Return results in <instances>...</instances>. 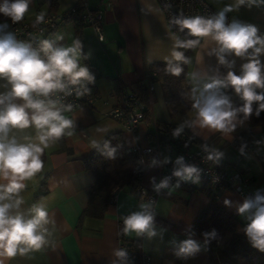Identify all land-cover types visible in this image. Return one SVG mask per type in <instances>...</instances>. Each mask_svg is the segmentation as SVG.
I'll use <instances>...</instances> for the list:
<instances>
[{
    "label": "crops",
    "instance_id": "obj_1",
    "mask_svg": "<svg viewBox=\"0 0 264 264\" xmlns=\"http://www.w3.org/2000/svg\"><path fill=\"white\" fill-rule=\"evenodd\" d=\"M80 1H85L87 9L102 12L103 40L99 41L92 27L82 21V10L58 21L55 28L47 33V38L54 39L57 34H62L64 40L58 43L65 46L76 38L82 41L83 52L90 53V57L81 63L88 68L91 65L98 74L95 83L90 85L97 94V100L92 107L79 106L65 113L75 121L73 135L62 137L45 149L43 170L26 181L27 186L21 192L23 210L34 203H46L54 220L47 226L51 232V243L39 251L17 255L7 260L6 264H119L114 250L120 249L119 233L124 226L123 218L140 211L142 204L150 205L155 235H123L126 239H136L138 248L150 256L152 264H213L216 253L205 243L204 237L192 232L194 220L215 192L218 204L242 218L238 207L247 198L245 195L230 189L217 192L216 186L200 178L197 180V177L189 180L180 178L161 192L154 202L139 199L136 189L125 184L117 190L115 202L107 204L100 215L86 211L94 176L87 168L85 158L97 149L91 147V140H97L100 146L108 135L119 133L126 147L151 146L161 162L166 163L175 160L181 150L172 142L176 137L173 132L159 126V122L181 125L185 121L191 122L194 114L188 111L171 116L165 105L161 83L156 79L149 96L148 113L134 130H127L119 121L108 116L109 111L121 104V95L117 93L119 84L123 83L129 92L135 82L144 81L149 65L164 62V57L170 54V32H174L169 28L157 0H31L23 20L32 21L41 12L45 15L62 13ZM206 1L219 10L235 2ZM227 15L229 22L237 19L254 24L260 34H264V6L250 9L242 6ZM10 20L0 14V23L9 25ZM206 51L205 47L194 49L188 75L205 70L212 75L217 68L221 75H226L228 69L219 66L216 57L208 56ZM228 58L235 60L232 70L239 74L241 64L246 61L234 56ZM261 60L264 62V56ZM0 91L4 89L0 88ZM226 91L233 102L242 103L233 90ZM184 127L200 140L216 135L212 148L222 153L218 166L224 169L235 167L248 179L249 193L255 195L259 190L264 194V171L259 159L264 153V130L261 126L250 127L243 122L227 134L202 129L195 124L191 127L185 124ZM97 128L106 131H97ZM14 134L18 137L34 136L35 131L29 128L15 130ZM235 142L250 149L238 156L230 146ZM187 150L198 152L200 149L192 145ZM160 171L161 164L150 158L142 169L140 186L154 190ZM226 200L230 203L225 204ZM187 239L195 240L200 250L187 257L177 256L179 245Z\"/></svg>",
    "mask_w": 264,
    "mask_h": 264
},
{
    "label": "clouds",
    "instance_id": "obj_2",
    "mask_svg": "<svg viewBox=\"0 0 264 264\" xmlns=\"http://www.w3.org/2000/svg\"><path fill=\"white\" fill-rule=\"evenodd\" d=\"M31 0H2L0 14L11 19L13 24L22 21L29 11ZM171 7V5H168ZM264 6V0H235L226 4L214 14L207 16L174 15L169 20L170 28L175 26L178 33L170 32L172 46L170 54L164 57L166 74L179 77L184 65L192 63L184 50L201 47L208 56H215L219 66L228 69L221 75L219 69L209 75L208 71H193L189 99L194 119L185 121L174 131L178 136L185 124H193L210 131L231 133L238 124L259 117L264 112V34L256 25L237 19L228 21L227 14L240 7ZM45 20V13L36 16L33 27ZM9 25L0 23V264L17 255L24 256L49 245L50 223H54L46 203H34L23 210L21 192L26 181L34 178L44 168L42 159L45 149L62 137L73 135L75 121L65 113L72 112L74 105L66 103L70 96L77 98L91 94L89 85L95 83L94 75L82 60L90 53L83 52V44L76 38L68 46L58 43L64 40L62 34L54 39H40L36 47L30 41L18 40L15 33L6 31ZM237 57L245 60L239 74L232 69ZM231 89L242 103L236 106L226 90ZM259 90V91H258ZM257 107L253 109V105ZM34 129L35 135L18 137L15 130ZM97 131L106 129L97 128ZM91 147L99 148L97 140H91ZM105 148L108 143L105 142ZM205 147V151H207ZM115 148L106 152L115 157ZM222 153L214 152L209 159L219 160ZM183 158L177 163L182 165ZM195 167L182 166L173 175L189 180L197 173ZM198 180V177H197ZM196 182V181H194ZM178 186V185H177ZM168 187V179L155 190ZM225 201V204H229ZM141 210L123 218L122 233L137 236L147 233L154 236L153 215L149 204L140 205ZM238 213L248 221L244 232L252 246L264 252V194L258 190L254 197L246 198L238 207ZM214 237L215 232L206 233ZM207 239L205 243H207ZM200 250L192 239L181 242L177 256H190ZM114 256L121 262L127 260L125 249L114 250ZM115 264V262H113Z\"/></svg>",
    "mask_w": 264,
    "mask_h": 264
},
{
    "label": "trees",
    "instance_id": "obj_3",
    "mask_svg": "<svg viewBox=\"0 0 264 264\" xmlns=\"http://www.w3.org/2000/svg\"><path fill=\"white\" fill-rule=\"evenodd\" d=\"M78 4H75V7ZM80 11L81 8L76 7L75 11L71 12L70 15L78 14ZM178 35L181 38H185L182 33H178ZM184 51L186 56L191 58L194 49ZM164 67L165 62H156L149 65L147 72L154 71L156 75L151 80L157 79L160 81L168 112L171 116L188 111L194 114L191 109V100L189 99L191 88L188 75L189 65H184V72L179 77L166 74ZM89 71L94 77L98 76L91 65L89 66ZM90 88L92 89V87ZM126 88L123 83H120L117 93L121 97L123 94H131L135 99L139 100L143 105L145 118L146 113H148L149 96L152 93L148 91L147 80L135 82L129 92H127ZM233 103L236 106L241 104V102ZM256 107L253 105L254 110ZM244 123L250 127L261 126L262 130H264V112H261L259 117L253 115ZM159 126H164L165 130L174 133L175 129L180 125L159 122ZM216 138V135H213L206 140H200L191 134L187 127H184L183 131L172 142L182 153L190 151L187 148L192 147V145L199 147V151H204L205 147L211 149ZM105 142L108 143V148L104 147ZM111 148L116 149L114 158H109L106 155V152ZM137 158L138 155L133 150V147H126L119 133L108 135L99 148L85 158V164L94 176V183L90 189V198L86 209L87 212L100 215V212L109 204L108 200L112 191L119 190L125 184H130L133 190L136 186H140L141 172L138 175L132 172ZM259 159L262 171H264V153L260 155ZM216 188L217 192L223 189H230L226 184L216 185ZM250 195L252 194L249 193L247 188V196ZM247 222V220H243L237 214L218 204L215 192L211 196L209 204L195 218L192 232L207 239V244L211 250L215 251L216 255L213 258V264H264V252L254 248L244 232ZM212 232H215L214 237H206V233ZM119 237L122 240V244L128 249H138L137 240L126 239L122 233V228Z\"/></svg>",
    "mask_w": 264,
    "mask_h": 264
},
{
    "label": "built area",
    "instance_id": "obj_4",
    "mask_svg": "<svg viewBox=\"0 0 264 264\" xmlns=\"http://www.w3.org/2000/svg\"><path fill=\"white\" fill-rule=\"evenodd\" d=\"M159 6L163 10L165 15L166 22L170 28L169 20L177 14H183L186 16H195V15H210L219 11L206 0H157ZM168 5H171L169 7ZM76 7H80L82 10L81 19L82 21L90 25L94 30V33L99 41L103 40V34L101 32V23H102V12L100 10H89L85 1H80ZM75 5L69 10H66L62 13L51 12L45 15V20L42 24L37 27H33V24L36 18L32 21H20L19 23L13 24L10 20L8 31L15 33L18 40L30 41L33 43V46L36 47L40 39H48L47 33L55 28L58 21H61L67 18L71 12H74L76 9ZM228 21L229 16L227 15ZM171 31L178 34V31L175 26H171ZM155 72H147L145 79L147 80L148 91L152 92L153 90V80ZM97 100L96 92L91 89V94L86 95L81 98H77L74 95L66 99V103H72L74 105L73 110L79 106H88L92 107ZM121 104L116 106L114 109L108 112V116L114 120L119 121L123 127L127 130H134L137 124L144 119L143 105L142 103L135 99L133 95H124L121 97ZM232 150H235L238 156L242 155L243 152L249 150L248 146H244L239 143H232ZM133 150L137 153L138 158L135 162V165L132 169V172L138 175L142 172V169L150 160V158L156 160L161 164V171L158 177L157 185L161 184L165 178L168 179V187L175 183L181 177L173 175V173L180 169L182 166L186 167H195L198 169L197 173L193 174V177H198L212 186L226 184L230 187L231 190L247 196V182L248 179L243 176V174L237 170L235 167H232L231 170L224 169L218 166L219 160L212 159L208 157L214 152H219L216 148L208 149L207 151H184L180 153L177 158L173 161L162 163L157 151L151 146L141 147L139 145L133 146ZM183 158L182 165L177 163L178 158ZM166 188H161L159 192L154 190H147L141 186H136V193L139 199L154 202L156 197L163 192ZM116 192L114 190L111 192L108 202L114 203L116 200ZM254 197L253 195L247 196V198ZM120 248H123L127 251L128 257L127 260L119 264H152L151 258L148 254L143 252L141 249H128L122 244V240L119 238Z\"/></svg>",
    "mask_w": 264,
    "mask_h": 264
},
{
    "label": "rangeland",
    "instance_id": "obj_5",
    "mask_svg": "<svg viewBox=\"0 0 264 264\" xmlns=\"http://www.w3.org/2000/svg\"><path fill=\"white\" fill-rule=\"evenodd\" d=\"M245 221H246V218H245V216H241Z\"/></svg>",
    "mask_w": 264,
    "mask_h": 264
}]
</instances>
